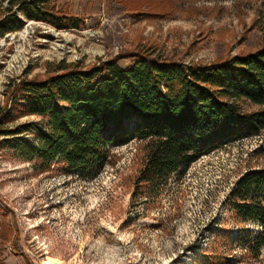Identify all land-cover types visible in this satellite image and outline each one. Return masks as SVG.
<instances>
[{"label":"rangeland","instance_id":"rangeland-1","mask_svg":"<svg viewBox=\"0 0 264 264\" xmlns=\"http://www.w3.org/2000/svg\"><path fill=\"white\" fill-rule=\"evenodd\" d=\"M49 5L82 22L79 28L53 30L23 18L19 30L0 37V107L12 109L9 126L37 120L13 108L17 83L45 78L61 60L89 67L116 59L124 66L133 51L151 46L166 58L208 63L264 45V0H50ZM7 8L3 1L0 14ZM263 141L264 129L202 155L153 198L132 197L142 163L139 141L113 148L110 161L89 178L58 166L40 171L0 148V264H46L47 258L55 264H194L201 251L213 249L227 257L222 264H264V247L254 258L232 242L239 231L260 228L237 223L228 204L238 177L264 166L255 153ZM222 229L231 232L227 243Z\"/></svg>","mask_w":264,"mask_h":264},{"label":"trees","instance_id":"trees-1","mask_svg":"<svg viewBox=\"0 0 264 264\" xmlns=\"http://www.w3.org/2000/svg\"><path fill=\"white\" fill-rule=\"evenodd\" d=\"M3 1L8 8L0 14V37L19 30L23 18L57 29L82 22L50 0ZM130 56L124 66L116 59L89 67L61 60L45 78L20 80L13 108L37 120L9 126L12 109L0 107V148L40 171L58 166L89 178L110 161L113 148L139 141L142 163L132 197L153 198L202 155L264 129V45L208 63L166 58L151 46ZM241 101L257 108L245 110ZM255 153L264 159V141ZM228 198L237 223L260 228L241 230L232 240L255 258L264 247V166L242 173ZM220 232L227 243L231 232ZM224 258L214 249L201 251L194 264H222Z\"/></svg>","mask_w":264,"mask_h":264},{"label":"bare ground","instance_id":"bare-ground-1","mask_svg":"<svg viewBox=\"0 0 264 264\" xmlns=\"http://www.w3.org/2000/svg\"><path fill=\"white\" fill-rule=\"evenodd\" d=\"M46 264H55L56 260L55 259H51V258H47L45 261Z\"/></svg>","mask_w":264,"mask_h":264},{"label":"built area","instance_id":"built-area-1","mask_svg":"<svg viewBox=\"0 0 264 264\" xmlns=\"http://www.w3.org/2000/svg\"><path fill=\"white\" fill-rule=\"evenodd\" d=\"M51 29H53V30H54L55 28H54V27H51ZM92 36H94V35H92ZM95 40H96V41H99V37H98V36H97V37H95Z\"/></svg>","mask_w":264,"mask_h":264}]
</instances>
